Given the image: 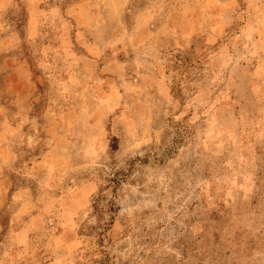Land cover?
Returning a JSON list of instances; mask_svg holds the SVG:
<instances>
[{
	"label": "rangeland",
	"instance_id": "374dc122",
	"mask_svg": "<svg viewBox=\"0 0 264 264\" xmlns=\"http://www.w3.org/2000/svg\"><path fill=\"white\" fill-rule=\"evenodd\" d=\"M0 264H264V0H0Z\"/></svg>",
	"mask_w": 264,
	"mask_h": 264
},
{
	"label": "trees",
	"instance_id": "16d2710c",
	"mask_svg": "<svg viewBox=\"0 0 264 264\" xmlns=\"http://www.w3.org/2000/svg\"><path fill=\"white\" fill-rule=\"evenodd\" d=\"M108 180H109V181H113L114 178H109ZM100 192H101V188L99 187V189L97 190V194H96L95 197L93 198V208H96V204H95V203L98 202V200H100L101 197H102V195L100 194ZM112 205H113V202L110 201V206H109L108 210L111 209ZM110 217H111V216H110ZM109 222H110V220H109ZM109 222H108V223H109Z\"/></svg>",
	"mask_w": 264,
	"mask_h": 264
}]
</instances>
